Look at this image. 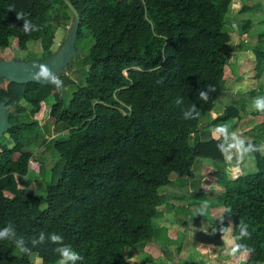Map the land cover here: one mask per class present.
<instances>
[{
    "label": "trees",
    "instance_id": "obj_1",
    "mask_svg": "<svg viewBox=\"0 0 264 264\" xmlns=\"http://www.w3.org/2000/svg\"><path fill=\"white\" fill-rule=\"evenodd\" d=\"M68 2L78 14L73 46L85 36L90 41L77 80L58 75L62 89L74 87L70 97L62 100L56 86L46 82L0 77V104L8 123L1 135L6 133L11 142L0 141V229L11 222L25 239L40 232L60 234L84 258L82 264H129L127 247L160 235L154 219L163 202L160 189L171 182L170 175L190 174L198 158L225 160L229 139L202 138L200 122L206 113L212 117L209 126L240 116L232 105L221 112L213 109L226 88L231 56L226 18L232 0ZM17 13L40 31L26 34ZM71 19L74 23L64 0H0V49L8 48L11 39L21 51L38 41L40 59H45L52 54L57 28ZM237 26L245 34L251 19ZM243 47L254 54L256 80L249 91L235 89V80L230 89L251 102L248 96L258 94L264 70V32L257 33L254 45L243 41ZM206 85L215 91L205 103L197 97ZM49 97L52 103H47ZM178 98L183 101L179 105ZM193 103L198 118L183 119L182 111ZM50 123L63 133L45 143L56 156L48 173L44 159L24 148L31 144L29 131ZM255 137L243 145L260 149L250 153L254 172L245 173L234 163L227 171L209 170L206 181L193 182L195 195L217 194L215 204L224 208L218 222L207 226L214 239L225 236L220 227L228 226L234 239L239 224L248 227L250 238L235 240L254 249L234 256L242 264H264V139ZM31 172L41 177L44 207L27 191ZM55 247L45 243L22 254L0 240V264H32L31 254L42 264H57Z\"/></svg>",
    "mask_w": 264,
    "mask_h": 264
},
{
    "label": "rangeland",
    "instance_id": "obj_2",
    "mask_svg": "<svg viewBox=\"0 0 264 264\" xmlns=\"http://www.w3.org/2000/svg\"><path fill=\"white\" fill-rule=\"evenodd\" d=\"M243 6L249 7L244 12H240ZM248 18L251 19V27L247 33L240 34L237 25L245 23ZM72 22L71 19L66 26L57 28L50 58L46 60L40 59L41 47L38 41H30L27 50L21 51L17 49L15 39H11L8 48L0 49V61H6L15 67L22 66L24 68L39 64L49 66L65 43L71 31ZM226 26L230 30L228 50L231 56L224 74L226 88L219 93L218 98L215 100L214 110L221 112L227 105H232L237 109V115L240 116H232L224 122L209 126L208 123H210L212 117L206 113L200 122V125L204 126L205 129L202 138H208L209 136L226 138L217 129L222 126L227 128L228 135L226 139H229L230 142L229 149L225 152V160L223 162H214L210 159L198 158L192 166L190 174L179 175L172 173L170 175L171 182L160 189L163 202L158 208L160 211L159 216L154 219V226L158 229L160 235L153 238L151 242L127 247L125 256L129 264H196L197 261L203 264L204 260L202 261L201 259L203 255H206L209 260L215 259V262L219 258V264H223L224 261L222 262V259L226 260L225 264H235V262L236 264H242L233 256L228 255L229 248L234 242V238H230V229L225 234L228 239L224 238L225 240H217V242L207 230L208 225L218 222L216 220L222 215L224 210V208L215 204L218 203V195H195L193 182L206 181L205 173L209 170L218 167L227 171L228 167L234 163H239L245 173L256 170L253 156L250 153H243V149L238 145L237 141L231 138V133H235L238 139H243L244 141L255 136V138L264 139V113L258 112L253 107L255 98L260 97L258 95L264 92V70L257 82L259 87L258 94H250L248 96L252 100L251 102L246 101L245 97L234 94L230 87L231 82L235 80L237 86H234V88L243 93L249 91V85L256 80L252 76L254 74L252 69L255 66L254 54L250 48L243 47L241 49V44L245 41L246 45H254L257 33L264 32V0H232L227 13ZM89 42L88 36L78 39L65 61L55 73L57 75L65 73L77 80L82 61L85 58V52L90 44ZM239 78L240 80H238ZM72 90H74V87L70 86L61 89V99L66 100L65 97L69 98ZM52 101V97L47 99V103H52ZM38 133L42 135L39 141L36 140ZM62 133L63 131L53 127L52 123L46 126L37 125L28 132V141L31 144L30 147L24 148V150L30 151L34 156L40 155L44 159L45 171L48 173L56 156L53 155L51 149L47 148L45 143L49 138L62 135ZM0 141L9 143L10 139L4 133L0 136ZM29 177L32 179V184L27 191L38 196L41 201V207H44L45 192L42 190L41 177L34 172H31ZM205 202L208 204L205 214H197L196 210L201 208ZM161 227L164 229L162 230ZM165 235L167 236L166 239H164ZM194 239L199 242L196 244ZM218 244L224 249V254H221ZM30 258L32 264H42L41 259L37 255L31 254Z\"/></svg>",
    "mask_w": 264,
    "mask_h": 264
},
{
    "label": "clouds",
    "instance_id": "obj_3",
    "mask_svg": "<svg viewBox=\"0 0 264 264\" xmlns=\"http://www.w3.org/2000/svg\"><path fill=\"white\" fill-rule=\"evenodd\" d=\"M17 19L23 21L22 29L26 34H31L33 32L40 31V26L33 23L30 19L26 18L23 13H17ZM33 69L35 71L30 72V76L33 80L43 81L56 86L57 91H60L64 87V81L46 65L39 64L33 65ZM207 90H200L197 99L203 102H207L210 98V93L215 91V88L206 85ZM183 101L178 98L176 103L179 105ZM253 107L258 111L264 113V96L255 98L253 102ZM199 112L197 110L196 104L193 103L189 108L182 111V117L185 120H193L198 118ZM220 133L224 134L227 138L228 132L226 127H220L217 129ZM231 138L237 141L238 145L243 149V153H251L258 151L256 146L249 143L246 148L243 147L244 140L238 139L235 133L231 134ZM242 153V155H243ZM208 204L205 202L201 208L197 209L196 212L199 215H204L207 210ZM239 234L238 237L234 239L232 246L229 248L228 255L236 256L240 255H248L254 249L250 248L248 245L240 242H235V240L243 241L246 238H250L251 233L248 230V227L244 224H239ZM219 231L222 233V236L227 234L229 231L227 227H220ZM0 240H6L12 243L19 253L22 254H30L32 248L42 245L45 243H50L55 245L56 247L53 249L54 252L58 256L57 264H82L83 257L77 252L70 244H66L64 242V238L62 235L57 233H49L46 234L44 232H40L38 236L32 237L30 239H25V237L17 234L14 225L9 222L5 227L0 229ZM29 244L31 247H29Z\"/></svg>",
    "mask_w": 264,
    "mask_h": 264
},
{
    "label": "water",
    "instance_id": "obj_4",
    "mask_svg": "<svg viewBox=\"0 0 264 264\" xmlns=\"http://www.w3.org/2000/svg\"><path fill=\"white\" fill-rule=\"evenodd\" d=\"M68 6L70 7L72 13L75 16V22H72V25L70 27V33L63 44L62 48L60 51L55 55V57L52 59V63L49 64V68L55 73L59 67L62 65V63L65 61L67 56L70 53V50L73 48V40H74V35L77 29L78 25V14L76 10L69 4L68 0H64ZM52 54L45 58L44 60L50 58ZM36 69H33V66L29 68H24L22 66L15 67L11 63H8L6 61H0V77H5L11 81L15 82H37V83H42L43 81H36L33 80L30 76L31 71H35ZM3 107L0 104V136L1 132L5 130L8 127V123L6 121V114L2 112Z\"/></svg>",
    "mask_w": 264,
    "mask_h": 264
},
{
    "label": "crops",
    "instance_id": "obj_5",
    "mask_svg": "<svg viewBox=\"0 0 264 264\" xmlns=\"http://www.w3.org/2000/svg\"><path fill=\"white\" fill-rule=\"evenodd\" d=\"M264 89V88H263ZM213 109H214V105H213ZM214 111H216V110H214ZM216 112H219V111H216ZM210 117H211V115H210ZM212 120V119H211ZM211 126V125H210ZM232 134V133H231ZM221 208H223V207H221ZM224 238H227L228 239V237H226V236H224V237H222V238H220V239H215L216 240V242H217V240H225ZM231 238V237H230ZM194 240H196V239H194ZM214 240V241H215ZM199 241L198 240H196L195 241V243L197 244ZM219 245V244H218ZM232 246V245H231ZM230 246V247H231ZM219 248H220V250H221V254H224V249H222L221 248V246L219 245L218 246ZM202 256V255H201ZM234 257V256H233ZM235 258V257H234ZM201 259H202V261L204 260V263L203 264H219V258H217V260H216V262H215V259H211V260H209L208 258H207V256L206 255H203L202 257H201ZM236 259V258H235ZM224 261V262H223ZM225 261L226 260H224V259H222V262H223V264H225ZM235 262V261H234ZM235 264H236V262H235Z\"/></svg>",
    "mask_w": 264,
    "mask_h": 264
}]
</instances>
